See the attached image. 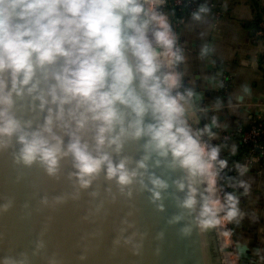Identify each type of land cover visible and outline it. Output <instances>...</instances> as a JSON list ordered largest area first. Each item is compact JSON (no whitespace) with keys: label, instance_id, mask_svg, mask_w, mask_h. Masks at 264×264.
I'll return each instance as SVG.
<instances>
[{"label":"clouds","instance_id":"clouds-1","mask_svg":"<svg viewBox=\"0 0 264 264\" xmlns=\"http://www.w3.org/2000/svg\"><path fill=\"white\" fill-rule=\"evenodd\" d=\"M156 4L157 0H0V150L15 140L17 162L39 163L53 176L61 160L71 156L76 171L70 176L81 188L90 187L103 172L122 191L138 182L151 192L154 203L170 187L148 173V161L155 154L157 166L167 162L183 171L174 181L177 191L184 193L179 206L192 214L197 227L207 230L240 216V201L220 184L228 161L220 158L221 146L210 142L216 136L212 125H217V117L211 125L194 127L200 97L192 89L181 90L184 74L176 66L185 60L183 49ZM208 11L201 6L193 18L201 20ZM208 51L205 45L201 55ZM25 90L40 101L41 110L47 107L44 122L36 127L15 111L16 97H23ZM58 127L66 130L67 143ZM87 130L93 131V142L85 139ZM141 138H147L145 155L135 167H129L130 157L114 159L126 140ZM237 168L241 175L247 170ZM239 184L247 191L245 181ZM10 206L4 203L0 211ZM181 219L177 215L173 222ZM190 229L185 226V231ZM134 235L124 237V242L132 243ZM0 264L28 260L24 255L4 256Z\"/></svg>","mask_w":264,"mask_h":264},{"label":"water","instance_id":"water-1","mask_svg":"<svg viewBox=\"0 0 264 264\" xmlns=\"http://www.w3.org/2000/svg\"><path fill=\"white\" fill-rule=\"evenodd\" d=\"M39 104L25 90L23 97H16V114L36 127L48 114L47 107L41 110ZM56 131L67 143L66 130ZM84 136L93 142L92 130ZM146 139L126 140L122 152L113 153L114 159L130 157L129 167H135L145 155ZM18 147L13 140V146L0 150V205L11 202L7 211H0V258L24 255L28 264H224L226 250L217 227H197L192 214L179 206L184 193L177 191L174 181L183 171L167 162L157 166L155 154L148 161V173L168 181L170 187L154 203L151 192L138 182L122 191L103 172L90 187L81 188L70 176L76 171L71 156L61 160L55 176L39 163L24 165L16 160ZM144 178L151 187L147 175ZM177 215L183 219L173 222ZM186 225H191L190 231H185ZM133 234L132 243H125L124 237ZM236 248L241 264L255 263L250 245L238 241Z\"/></svg>","mask_w":264,"mask_h":264},{"label":"crops","instance_id":"crops-1","mask_svg":"<svg viewBox=\"0 0 264 264\" xmlns=\"http://www.w3.org/2000/svg\"><path fill=\"white\" fill-rule=\"evenodd\" d=\"M192 1L209 11L202 13L201 20L189 13L175 30L185 56L178 65L184 74L181 90L199 94V122L194 127L211 125L212 117H217V125L212 127L216 136L210 142L221 146L220 158L228 161L224 170L233 177L230 192L240 201L241 215L231 221L237 224L232 228L237 242L251 246L252 264H264V158L256 160L244 153L234 136L225 138L240 126L264 123V41L256 36L264 20V0ZM205 45L209 51L202 56ZM237 165L246 166L243 175ZM241 180L247 191L240 186Z\"/></svg>","mask_w":264,"mask_h":264},{"label":"built area","instance_id":"built-area-1","mask_svg":"<svg viewBox=\"0 0 264 264\" xmlns=\"http://www.w3.org/2000/svg\"><path fill=\"white\" fill-rule=\"evenodd\" d=\"M157 1L159 2V6H157V9L163 14H165L168 20L170 21L169 16L164 11L165 6L167 5V1L166 0H157ZM174 4L176 6L185 5L186 9L191 14L198 11L199 8L202 6L201 4L194 2L192 0H187V1L174 0ZM219 15L220 14H217V17H219ZM179 23L180 21H178V23H175V27H178ZM173 31L176 33L175 29ZM256 36L257 38L264 41V20H262L259 23L258 32ZM176 70H178V68H176ZM236 135L241 137V140L244 144H250L252 146L250 150L252 157H255L256 160H260L261 158H264V141L260 140L264 136V123L263 122L253 123L249 129H245L243 126H240L237 128L235 132L226 133L225 138L230 139L232 136H236ZM225 223H226L225 229L228 231L229 236L231 237V233H230L231 229L229 230V227H228L229 224H227L228 223L227 221H225ZM234 250L235 251H233V246H232L231 252L233 253V257L235 258L236 264H238L236 260L237 259V256H236L237 248ZM223 257H224V254H223Z\"/></svg>","mask_w":264,"mask_h":264},{"label":"trees","instance_id":"trees-1","mask_svg":"<svg viewBox=\"0 0 264 264\" xmlns=\"http://www.w3.org/2000/svg\"><path fill=\"white\" fill-rule=\"evenodd\" d=\"M167 1V5L164 8L165 13L169 16L170 19V23L172 25L173 30H177V27H175V23H178V21H180L183 17H186L189 12L186 9L185 5L182 6H176L174 4V0H166ZM187 1V0H185ZM260 122V121H257ZM255 122V123H257ZM252 125V124H251ZM251 125L248 126H243L245 129H249L251 127ZM205 138V137H204ZM234 138H236L239 143L240 146L242 147V150H244V153H250V150L252 148V146L250 144H244L241 140V137L236 135L234 136ZM206 139V138H205ZM261 141H264V136L263 138L260 139ZM223 175L221 176L222 179L220 180V184H222L224 186L223 190L225 192H230L231 191V183L233 181V177L226 172V170H222ZM233 232L234 229L232 228Z\"/></svg>","mask_w":264,"mask_h":264},{"label":"bare ground","instance_id":"bare-ground-1","mask_svg":"<svg viewBox=\"0 0 264 264\" xmlns=\"http://www.w3.org/2000/svg\"><path fill=\"white\" fill-rule=\"evenodd\" d=\"M159 6V2L157 1L156 7ZM217 230L219 233V238H220V242H221V247L224 248L226 250V252L224 253V264H236L235 262V258L233 257V253L231 252V243L229 240V233L228 231L225 229L226 227V223L223 222L220 225H217Z\"/></svg>","mask_w":264,"mask_h":264},{"label":"rangeland","instance_id":"rangeland-1","mask_svg":"<svg viewBox=\"0 0 264 264\" xmlns=\"http://www.w3.org/2000/svg\"><path fill=\"white\" fill-rule=\"evenodd\" d=\"M227 222H228L227 224H229V226H228V227H229V230L231 229V230H230L231 237L229 238V239H230V243H231L232 246H233V251H235L234 249H236V240L234 241L235 238L233 237V234H232V232H233V230H232V225H231L232 222H231V221H230V222L227 221ZM236 256H237V259H236V260H237V263L240 264V262H239V257H238V254H237V251H236Z\"/></svg>","mask_w":264,"mask_h":264},{"label":"flooded vegetation","instance_id":"flooded-vegetation-1","mask_svg":"<svg viewBox=\"0 0 264 264\" xmlns=\"http://www.w3.org/2000/svg\"><path fill=\"white\" fill-rule=\"evenodd\" d=\"M232 234H233V237L235 238L234 241L236 240V244H237V239H236V236H235L234 232H232ZM239 262H240V261H239ZM240 264H241V263H240Z\"/></svg>","mask_w":264,"mask_h":264}]
</instances>
